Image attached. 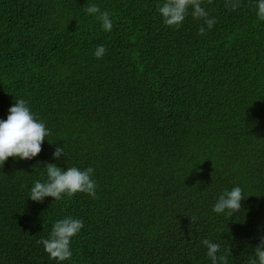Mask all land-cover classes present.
Here are the masks:
<instances>
[{
  "label": "trees",
  "instance_id": "obj_1",
  "mask_svg": "<svg viewBox=\"0 0 264 264\" xmlns=\"http://www.w3.org/2000/svg\"><path fill=\"white\" fill-rule=\"evenodd\" d=\"M0 264H264V0H0Z\"/></svg>",
  "mask_w": 264,
  "mask_h": 264
}]
</instances>
